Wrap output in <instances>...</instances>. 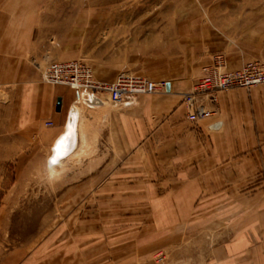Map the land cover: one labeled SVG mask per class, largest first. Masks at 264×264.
<instances>
[{"label": "rangeland", "instance_id": "obj_1", "mask_svg": "<svg viewBox=\"0 0 264 264\" xmlns=\"http://www.w3.org/2000/svg\"><path fill=\"white\" fill-rule=\"evenodd\" d=\"M165 34L183 48L200 44L203 69L217 58L238 69L264 60V0H0V264H184L188 254L210 256L211 230H179V200L159 198L161 183L145 162L156 152H140L135 183L84 182L100 162L82 169L90 154L82 136L74 153L50 165L56 138L44 146L48 122L30 116L32 96L57 107L55 86L43 79L51 62H83L105 82L175 72L170 67L187 56L164 46ZM153 58L167 62H147ZM260 143L251 136L254 157Z\"/></svg>", "mask_w": 264, "mask_h": 264}, {"label": "crops", "instance_id": "obj_2", "mask_svg": "<svg viewBox=\"0 0 264 264\" xmlns=\"http://www.w3.org/2000/svg\"><path fill=\"white\" fill-rule=\"evenodd\" d=\"M161 37L164 46H176L187 56L183 66L176 62L177 67H170L175 72L153 78L166 83L164 91L140 96L131 107H113L104 98L91 103L86 95L55 86L52 91L57 107L52 109L50 98L40 102L32 96L31 120L52 123L45 128L49 142L44 146H50L64 132L70 113L76 112V142L71 152L78 149L81 135L84 155L90 152L83 156L82 169L100 162L97 170L82 179L84 182L135 183L141 173L140 152H156L145 161L149 162L147 173L153 176L154 184L161 183L154 186L156 191H164L160 199L179 200V230L192 226L211 230L210 256L202 253L192 259L188 254L182 263L264 264V86L218 93L216 105H209L212 118L191 123L182 100L203 69L201 46L195 43L185 49L183 42L173 44L166 34ZM27 108L24 104L25 113ZM252 135L261 142L258 157L251 154ZM241 141L243 146L237 149L236 142ZM192 214L195 221L189 219ZM133 263L130 258L129 264Z\"/></svg>", "mask_w": 264, "mask_h": 264}, {"label": "built area", "instance_id": "obj_3", "mask_svg": "<svg viewBox=\"0 0 264 264\" xmlns=\"http://www.w3.org/2000/svg\"><path fill=\"white\" fill-rule=\"evenodd\" d=\"M50 86H65L79 95H86L91 103L104 98L115 107H131L140 96L166 89L165 82H155L140 76L120 74L112 82L97 80L92 68L80 61L51 62L44 75ZM264 85V60H251L240 68L229 70L221 58L202 71L196 89L183 95L187 120L197 123L213 116L209 105H216L217 94L233 89L255 88ZM47 127L52 123L48 122Z\"/></svg>", "mask_w": 264, "mask_h": 264}, {"label": "bare ground", "instance_id": "obj_4", "mask_svg": "<svg viewBox=\"0 0 264 264\" xmlns=\"http://www.w3.org/2000/svg\"><path fill=\"white\" fill-rule=\"evenodd\" d=\"M84 97V96H83ZM94 105H97L94 103ZM75 111L70 113L68 120L65 125V130L62 135L56 140L53 145V155L51 157L50 165L56 166L60 161H62L65 157L71 155L73 151L71 150L75 148V142L73 140L74 130H75V122H76V115ZM76 131V130H75ZM74 150V149H73ZM55 160V163H53ZM50 176L55 174V171L51 169L49 171Z\"/></svg>", "mask_w": 264, "mask_h": 264}, {"label": "water", "instance_id": "obj_5", "mask_svg": "<svg viewBox=\"0 0 264 264\" xmlns=\"http://www.w3.org/2000/svg\"><path fill=\"white\" fill-rule=\"evenodd\" d=\"M57 105H58V106L60 105V100H57Z\"/></svg>", "mask_w": 264, "mask_h": 264}, {"label": "snow or ice", "instance_id": "obj_6", "mask_svg": "<svg viewBox=\"0 0 264 264\" xmlns=\"http://www.w3.org/2000/svg\"><path fill=\"white\" fill-rule=\"evenodd\" d=\"M53 163H55V160H53Z\"/></svg>", "mask_w": 264, "mask_h": 264}]
</instances>
